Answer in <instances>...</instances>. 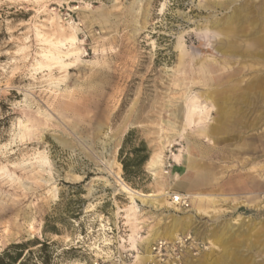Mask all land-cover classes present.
<instances>
[{
  "label": "rangeland",
  "instance_id": "obj_1",
  "mask_svg": "<svg viewBox=\"0 0 264 264\" xmlns=\"http://www.w3.org/2000/svg\"><path fill=\"white\" fill-rule=\"evenodd\" d=\"M71 33L72 47H59L78 54L46 66L41 35ZM192 101L209 109L200 127L185 124ZM141 145L147 157L127 176L121 161ZM156 153L162 166L152 169ZM174 154L185 176L174 173ZM117 173L139 192L164 193L171 208L135 197L128 221ZM169 192L211 200L190 196L180 208ZM237 215L245 222L232 238L202 237ZM173 218L177 237L198 242L176 264H264V0H0V253L21 251L13 264L117 253L167 264L136 255Z\"/></svg>",
  "mask_w": 264,
  "mask_h": 264
},
{
  "label": "bare ground",
  "instance_id": "obj_2",
  "mask_svg": "<svg viewBox=\"0 0 264 264\" xmlns=\"http://www.w3.org/2000/svg\"><path fill=\"white\" fill-rule=\"evenodd\" d=\"M39 35H41V34H39ZM41 36L43 38V42H46L49 45V46H47V48L43 49V51L41 53L42 59H44L46 61V66H48V67L52 63H58L61 66L65 67L66 65L70 64L71 62H64L63 58L65 56H70V55H74L75 56V55L78 54V49H75V48L72 49L71 48L73 42L76 40V36H75L74 33H71L67 37H63V40H57V41H52L50 39L51 36L50 37L49 36L45 37L44 35H41ZM40 41L42 42V40H40ZM67 41L69 42V44L71 46L69 48H71V49H67L66 51H62L59 46L64 45L65 44L64 42H67ZM208 110L209 109H208V107H206V105H200V104H197L196 102L192 101L189 104V106L186 107V110L184 112V119H185L186 126H188V127H191V126L200 127V126H202V124L204 122V119L206 118V116L208 114ZM21 126H22L23 129H26V130L30 129V126L27 125V124H22ZM202 128H200L199 130L203 131ZM179 157H180L179 154H174L173 160H174L175 163L179 162ZM116 164H117L116 166L120 170V164L118 162ZM149 164H150L152 169L154 167L162 166V156H161V154L156 153V155L152 156L150 158V160H149ZM45 165H48V161H47V159L45 157L41 156L40 160H38V162H37V166L39 167L40 170H44V166ZM116 178L119 179L118 183H119L120 189L122 190V192H124V193H126L128 195V197H129V199L131 201V204H132L127 209L129 211L128 214H126V217H127L126 219L128 221H130L131 220V216H134V214H135V206H134V203H135L134 198L135 197H141L140 198L141 200H143L146 203H149V204L155 206L154 208H156V209H160L162 207H165V208H168V209L171 208L170 204L166 200L163 199V194L164 193H142V192H139V191L131 188L127 184H125L122 181V179H120V177L118 176V173L116 174ZM49 191H50V193H52L53 197L56 196V188L55 187L53 189L49 190ZM177 193L178 192H173V193L169 192V193H167V196H170L172 194H177ZM188 195L192 196L194 199L195 198L199 199L200 202L204 201V200H208V201L211 200V198H209V194H206V193H203V192H196V193H194L192 195H190V194H188ZM241 202H244V201H237V204H241ZM196 210L200 211V208H196ZM207 213H209V212H207ZM244 222H245V218L241 217L240 215H237V216L233 217L229 222L223 224L222 230H218L217 228H216L217 230L206 229V232L203 233L202 237H204L208 242H211L212 245H213V239H217L218 241H221V239L228 240V238H230L231 235L234 234L233 233L234 229L239 228L240 226L244 225ZM126 223H128V222H126ZM176 223L177 222L173 218V220L171 221L170 225H167L164 229L151 231L146 237L141 239L140 242L143 244V246L145 248L146 255H144V256L136 255V259L139 262H145L146 260L149 259V257L152 256L151 255V251H149V250H150V244H151V242L154 239L162 238V237L166 238L168 240H171V241L176 239L177 235H178L177 232L179 230L175 226ZM32 224L30 222L27 223L29 229H33L32 228ZM187 225H185V224L183 225V227H182L183 231H185L187 229ZM101 226H102V228H105L104 224H101ZM138 228H139V224H136L135 227L133 226V227H131V229H129L128 245L130 246L131 249L136 248V242H137V240H136V230ZM100 230H102V229H100ZM241 232L244 233L242 230L240 231V233ZM228 233H230V234L226 237V235ZM101 237L103 238L102 240H104L105 244H109V241H108L109 239L107 238L106 234L103 233V235ZM148 247H149V249H148ZM98 250H99V248H98ZM152 259H153V257H152ZM190 262H191V260H190Z\"/></svg>",
  "mask_w": 264,
  "mask_h": 264
},
{
  "label": "built area",
  "instance_id": "obj_3",
  "mask_svg": "<svg viewBox=\"0 0 264 264\" xmlns=\"http://www.w3.org/2000/svg\"><path fill=\"white\" fill-rule=\"evenodd\" d=\"M171 166L170 162L164 165L165 171ZM173 193V192H172ZM171 202L180 207L186 208L189 206L190 196L186 193L178 192L169 196ZM187 243L197 245V241L190 235L178 236L174 240H168L164 238L155 239L150 244L151 255L157 262H164L167 264H176L181 258V251L183 246ZM129 253H117L111 257H94L91 264H130Z\"/></svg>",
  "mask_w": 264,
  "mask_h": 264
},
{
  "label": "trees",
  "instance_id": "obj_4",
  "mask_svg": "<svg viewBox=\"0 0 264 264\" xmlns=\"http://www.w3.org/2000/svg\"><path fill=\"white\" fill-rule=\"evenodd\" d=\"M144 150V145H141L140 147H136L133 149V152L135 153V157H125V159H123L121 161L122 163V168L124 171V174L128 176V174L131 172V167L132 166H139L145 159H146V155H137L138 152L143 151ZM20 245H16V247H19ZM20 248V247H19ZM21 251H18V253H16V255L13 256H9L8 251H3V253H0V264H13L16 263L17 260H19L21 258ZM8 259V263H5V260ZM20 264V263H19Z\"/></svg>",
  "mask_w": 264,
  "mask_h": 264
},
{
  "label": "crops",
  "instance_id": "obj_5",
  "mask_svg": "<svg viewBox=\"0 0 264 264\" xmlns=\"http://www.w3.org/2000/svg\"><path fill=\"white\" fill-rule=\"evenodd\" d=\"M186 164L184 163H177V165L174 167V173L178 174L179 176L182 175H186ZM185 178V177H184Z\"/></svg>",
  "mask_w": 264,
  "mask_h": 264
}]
</instances>
